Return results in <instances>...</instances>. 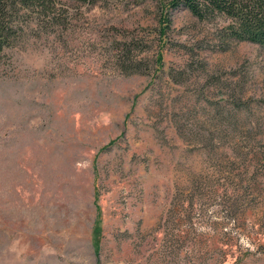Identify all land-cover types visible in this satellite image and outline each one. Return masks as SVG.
<instances>
[{
  "label": "rangeland",
  "instance_id": "rangeland-1",
  "mask_svg": "<svg viewBox=\"0 0 264 264\" xmlns=\"http://www.w3.org/2000/svg\"><path fill=\"white\" fill-rule=\"evenodd\" d=\"M53 3L0 55V264H264V50Z\"/></svg>",
  "mask_w": 264,
  "mask_h": 264
},
{
  "label": "trees",
  "instance_id": "trees-1",
  "mask_svg": "<svg viewBox=\"0 0 264 264\" xmlns=\"http://www.w3.org/2000/svg\"><path fill=\"white\" fill-rule=\"evenodd\" d=\"M83 5L95 6L101 0H72ZM161 2L160 35L166 37L171 24L173 11H187L200 21L225 19V25L217 31L223 50L232 43H251L264 50V0H158ZM54 6L53 0H0V55L14 46L19 36V19L27 11L43 9L44 12ZM24 11V13H22ZM125 59L132 65L130 50L126 47ZM158 65L162 67V56H158ZM130 66L133 72L139 71L137 62ZM112 142L110 145H112Z\"/></svg>",
  "mask_w": 264,
  "mask_h": 264
}]
</instances>
